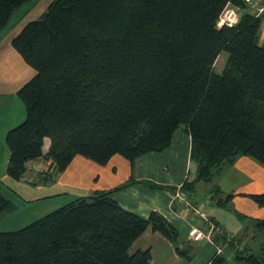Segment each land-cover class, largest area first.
<instances>
[{"label": "trees", "instance_id": "1", "mask_svg": "<svg viewBox=\"0 0 264 264\" xmlns=\"http://www.w3.org/2000/svg\"><path fill=\"white\" fill-rule=\"evenodd\" d=\"M34 2L0 0V32ZM229 5L240 22L219 28ZM262 24L263 15L247 0H53L11 41L35 75L17 92L26 119L6 135L7 176L26 182L41 159L49 163L39 170L44 184L78 156L102 167L115 156L134 164L169 149L182 128L197 165L196 179L182 186L187 193L213 182L240 157L264 167ZM223 52L229 58L217 74ZM47 138L51 147L44 154ZM131 184L77 198L21 229L0 232V264H151L149 250L131 254L150 228L191 260L177 228L161 214L142 218L114 199ZM214 192L223 208L234 198ZM248 196L264 207V194ZM15 207L0 190V219ZM249 221L264 231V220ZM238 242L229 241L237 261L264 264V244L257 253Z\"/></svg>", "mask_w": 264, "mask_h": 264}, {"label": "crops", "instance_id": "2", "mask_svg": "<svg viewBox=\"0 0 264 264\" xmlns=\"http://www.w3.org/2000/svg\"><path fill=\"white\" fill-rule=\"evenodd\" d=\"M52 1L49 0L44 9H37L40 2L29 4L34 6L33 11H39L40 16ZM254 1L264 4V0ZM262 15L260 46H264V12ZM50 147L51 140L47 138L43 147L44 154L49 152ZM190 153L191 137L180 129L169 149L163 153L139 157L134 164L121 156H115L108 165L102 167L78 156L64 172L57 173L51 183H41L35 173H28L25 178L28 181H14L10 184L20 191H13V194L20 195L18 197L21 200L46 204L54 199L66 205L77 198L88 197L99 191L115 190L132 183L115 192L114 199L123 209L142 218H148L153 212L161 214L177 228L180 247L188 250L192 259L181 256L169 239L151 228L133 244L131 254L149 250L151 264H217L213 262L216 257L222 258L221 264H246L236 260L229 241L238 238L239 247L249 246L257 253L264 244V237L262 240L256 238L259 229L254 222L249 221L264 220V207L257 205L248 196L264 194V167L249 157H240L227 169V174L234 173L236 179H232L234 175H231L230 181H225V176L221 179L216 177L209 185L198 183L195 192L187 193L182 188L183 184L193 182L197 176V165L191 160ZM40 162L49 165L45 159L36 163ZM2 179L8 182L9 177L4 174ZM216 189L224 195H234L227 207H220L217 200L213 199ZM31 192L35 193L32 195ZM25 194H31V198ZM196 210L205 213L216 228L212 230L204 218L196 215ZM238 214L249 220L244 222ZM193 231L202 232L204 237L194 241L191 236ZM223 236L227 237V242H224ZM257 240L259 243L255 244Z\"/></svg>", "mask_w": 264, "mask_h": 264}, {"label": "rangeland", "instance_id": "3", "mask_svg": "<svg viewBox=\"0 0 264 264\" xmlns=\"http://www.w3.org/2000/svg\"><path fill=\"white\" fill-rule=\"evenodd\" d=\"M37 1L40 2L39 8L37 9H44L49 0ZM33 9L34 6H32V4H26L21 9L17 10L13 14L8 26L0 32V190L6 196L12 198L16 206L14 208V213L6 214L0 219V232L21 229L49 212L65 205L54 199L46 204H42L38 201L27 202L28 199H22L27 202L25 203L19 198L20 195H18V197L13 194V191L20 192L18 189L11 187L10 183H14V181L10 178L8 182L2 181L4 174L7 173L8 167V163L5 161L8 155L10 156V151L6 145V135L10 129L18 126L26 119V109L19 99L17 92L35 75V71L25 64L19 54L12 48L11 41L12 38L22 30L27 21L31 19L36 20L40 17L38 15L39 11H33ZM228 58L229 55L226 52H223L219 56L215 63V72L217 74H222ZM39 167H45L46 169L48 164L40 162ZM32 172L36 174V177H39L41 173L38 169H34ZM227 172L228 170H225L223 174L218 175L217 178L221 179L225 176V181L237 178L234 173H230L234 175L231 179V175H228ZM206 185H209V183ZM5 190L9 192H4ZM10 190H12V192ZM24 191L23 189V192ZM34 193L35 192H31L32 195ZM31 194L25 195L31 198ZM256 235V238L262 240L264 231L258 230ZM257 243H259L258 240L255 241V244Z\"/></svg>", "mask_w": 264, "mask_h": 264}, {"label": "built area", "instance_id": "4", "mask_svg": "<svg viewBox=\"0 0 264 264\" xmlns=\"http://www.w3.org/2000/svg\"><path fill=\"white\" fill-rule=\"evenodd\" d=\"M247 2L251 5L252 9H254L258 14H262L264 12V4L260 5V3H257L254 0H247ZM240 19H241V16H240L238 10L236 8H234L233 6L229 5L225 8V10L220 15V18L218 21V27L219 28L234 27V26L238 25V23L240 22ZM37 168H38V170H41V168L39 166ZM196 215L204 218L212 230H214L216 228L211 223L208 216L205 213H203L202 211L196 210ZM191 236H192L194 241H199L204 237V234L202 232H199V231H193L191 233Z\"/></svg>", "mask_w": 264, "mask_h": 264}]
</instances>
